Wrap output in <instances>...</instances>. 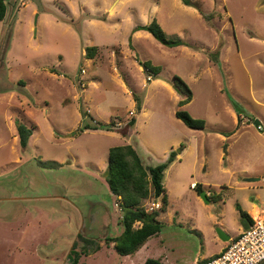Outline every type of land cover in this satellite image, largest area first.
<instances>
[{"label":"rangeland","instance_id":"obj_1","mask_svg":"<svg viewBox=\"0 0 264 264\" xmlns=\"http://www.w3.org/2000/svg\"><path fill=\"white\" fill-rule=\"evenodd\" d=\"M191 1L195 11L182 0H122L106 24L84 19L105 20L110 0L8 1V15L0 20V31L5 27L0 39V264H70L74 243L78 249L83 245L79 234L101 243L79 264H120L123 255L105 238L123 232V211L105 171L109 149L125 143L138 147L146 166L165 162L172 151L177 156L188 139L193 144L181 164L165 171L169 205L159 216L161 232L147 242L148 257L194 264L228 246L218 228L231 237L245 229L237 203L254 222L256 213L264 216V133L253 124L259 119L264 126V0ZM155 6L153 20L168 37L208 46L219 42L220 52L186 45L171 49L152 35L133 43V25L147 21L148 7ZM90 44L98 47L97 67L83 54ZM146 61L161 67L150 80L139 68ZM53 68L64 78L48 75ZM117 73L144 100L140 113H129L130 96ZM175 74L193 93L180 109L205 119L204 130L188 132L176 117L178 101L167 87ZM18 78L27 83L25 114L19 99L9 98L16 84L23 91L14 82ZM67 97L72 101L64 104ZM80 108L91 114L84 117ZM11 115L13 122L38 126L25 150L14 143ZM91 115L100 127L82 131L84 125L97 126ZM134 116L137 127L125 137L101 126L110 117L120 126ZM177 136L184 140L170 150L168 143ZM53 161L62 165L52 166ZM194 181L222 199L206 202L191 186Z\"/></svg>","mask_w":264,"mask_h":264},{"label":"trees","instance_id":"obj_2","mask_svg":"<svg viewBox=\"0 0 264 264\" xmlns=\"http://www.w3.org/2000/svg\"><path fill=\"white\" fill-rule=\"evenodd\" d=\"M9 0H0V20H4L7 15ZM186 5H193L191 0H182ZM211 16H208L210 20ZM138 30H145L150 32L155 39L160 43L168 47H176L180 45L189 46V44L182 38H170L167 36L165 30L156 20L151 21L146 25H138L133 28V32ZM130 40L131 36H130ZM97 49L96 46L86 47L85 56L88 58L94 57V52ZM144 66L148 76H158L161 71V67L153 65L149 61L141 62ZM54 71H56L53 68ZM23 83V82H19ZM173 87L182 96L179 101V106H183L189 103L193 98V93L186 81L178 76L174 75L172 81ZM136 101V112H141L143 107V99L133 92ZM84 117L89 116L87 110H82ZM176 117L181 119L185 125L193 129L204 130L206 128V121L202 118L193 117L187 110L178 109ZM97 126L91 127L90 125H84L82 131L89 128L98 129L100 127L97 121ZM137 123V117H131L127 122L117 125L114 121L101 125L103 128L110 131H117L124 136H127L130 129L135 127ZM17 132L19 135V143L22 150L27 149L30 136L33 133V127H29L20 121H16ZM176 152L172 151L168 159L155 166H146L143 159L137 149L132 144H124L111 147L109 149L108 165L105 171L106 181L111 192L116 195L118 199V205L123 211L122 223L124 225L123 232L115 237H106L105 242L109 244L113 243V247L120 255H133L137 253L147 241L154 235L161 232L164 224L159 220L162 212L168 209L169 198L164 187L165 171L170 164L175 160ZM52 166H61L62 164L53 161ZM200 195L202 191H205L204 187L200 183H196L194 187ZM206 195L210 201H217L222 199V195L219 193H208ZM151 197H160L162 201V207L159 210L149 211L146 208V201ZM240 212L241 224L245 228H250L254 220L251 214L244 210L240 203L236 205ZM136 222H140L136 226ZM79 237L83 241V245L78 249V242H75L70 253V264H79V260L82 255H90L101 249V243L95 238L86 237L79 234ZM144 264H163V262L154 257L146 259Z\"/></svg>","mask_w":264,"mask_h":264},{"label":"crops","instance_id":"obj_3","mask_svg":"<svg viewBox=\"0 0 264 264\" xmlns=\"http://www.w3.org/2000/svg\"><path fill=\"white\" fill-rule=\"evenodd\" d=\"M122 2V0H110V4H109V7L110 8H112V11L110 12V14H108L107 16H106V19L104 20V19H102V18H99L98 16L97 17H94V18H86V19H84V23H85V21H86V23H93V22H99L100 24H106V23H108V22H110V20H111V13H113L114 11H115V9L119 6V4ZM183 2V1H182ZM184 5H186L185 3H184ZM186 6H188V8H190V9H193L194 11H195V9H194V7H190V6H192V5H186ZM263 9V11H264V7L262 8ZM7 10H8V8H7ZM132 11H137L135 8H132ZM148 18H147V21H144V22H139V23H135L134 25H133V27H132V30H131V39L133 40V43H134V39L136 38V37H140V36H145V37H152L153 35L150 33V32H148V31H145V30H138V31H135V32H133V28L135 27V26H138V25H146V24H149L151 21H153V19H155L156 17H154L155 16V12H156V6L155 7H148ZM203 18H205L206 16H208V14H206V13H203V12H201V11H199L198 12ZM7 15H8V12H7ZM39 15V14H38ZM94 15V14H93ZM120 18L119 17H117V21L119 20ZM5 20V19H4ZM2 21V20H1ZM161 24V23H160ZM115 25V27H117V23H115L114 24ZM161 26H162V24H161ZM163 27V26H162ZM4 28L5 27H3L2 28V30L0 31V39L3 37V34H4ZM81 34H82V32H81ZM152 35V36H151ZM186 41V40H185ZM188 44H189V46H192L193 48H196V49H198V48H202L203 50H205V51H207V52H210V51H213L214 49L216 50L217 49V47H218V43L216 44H214L213 46H208L207 44H204V43H198V42H196V41H191V42H189V41H186ZM86 46V45H85ZM88 46H96L97 47V45L96 44H90V45H88ZM88 46H86V47H88ZM181 46V45H180ZM166 47H168V46H166ZM176 47H178V46H176ZM223 47V45H221L220 47H218V50H216L217 51V53L218 52H220V50H221V48ZM168 48H175V47H168ZM97 50H98V47H97V49L95 50V51H93L94 52V54L96 55V52H97ZM214 50V51H215ZM84 53H86V49L85 50H83V54ZM121 53H122V51H121ZM85 55V54H84ZM95 55H94V57H92V58H89V60L90 61H93V64L95 65V60H96V58H95ZM123 55V54H122ZM86 57V56H85ZM86 58H88V57H86ZM139 68L140 69H143L144 67L142 66V64L139 62ZM96 67L98 66V65H95ZM55 69V68H54ZM56 70V69H55ZM58 70H56V71H54L53 69H51L50 71H48L47 72V74L48 75H51V77H57V79H61V78H64L63 77V73L62 72H57ZM117 77H118V79H119V81H120V84L122 85V88H123V90L125 91V92H127L128 94H129V96H130V107H129V110L131 111V110H135L136 109V101H135V98H134V95H133V90H131L130 88H129V85H128V82H127V80L120 74V73H117V74H115ZM61 76V77H60ZM92 78H99V76H97V75H95V76H92ZM123 79V80H122ZM158 81H160L159 79H157V80H155V82H158ZM14 82H16V83H18L19 84V82H23V83H21L22 85H23V91H20V90H17V84L15 85L16 86V89L13 91V90H11V91H9V98H15V97H17L18 99H19V102H20V106L21 107H23V109L21 110V113L22 112H24V114H25V110H27V107H25L26 105H29L28 103V98H26V93H28V90H27V86H26V82L24 81V80H22V79H20V78H18L17 80H14ZM167 87L172 91V93L173 94H175V96H176V99H177V101H178V103H179V101L181 100V98H182V96L178 93V91L173 87V84L172 85H169V84H167ZM21 92H23V93H21ZM24 92H26V93H24ZM5 94H7V93H5ZM4 94V95H5ZM76 98H78V95H76ZM70 99V100H69ZM69 100V101H68ZM79 100H81V98L79 99ZM192 100H193V98H192ZM191 100V101H192ZM70 101H72V99L70 98V97H67L65 100H64V104H66V103H69ZM190 101V102H191ZM189 102V103H190ZM189 103H187V104H189ZM187 104H185V105H187ZM80 105H81V101H80ZM185 105H183V106H185ZM143 106H144V100H143ZM178 106H179V104H178ZM80 107V106H79ZM182 106H179V109L181 108ZM142 109H143V107H142ZM80 110H81V108H80ZM178 110V109H177ZM176 110V111H177ZM231 110V109H230ZM142 111V110H141ZM232 111V113H233V115H234V117H235V122H236V124H240L239 123V116H237V114L233 111V110H231ZM91 114V113H90ZM92 116V115H91ZM13 116L11 115L10 117H9V119L11 120V125H12V123H13V125L15 124V130H14V132H13V140H14V143L15 142H19V135H18V132H17V127H16V122H13V118H12ZM92 119H95L93 116H92ZM179 119V118H178ZM96 120V119H95ZM98 121V120H97ZM111 121H114L113 120V117H110V119L109 120H107L105 123L107 124V123H110ZM180 122H183L181 119L179 120ZM33 122V121H32ZM99 122V121H98ZM115 122V121H114ZM123 122L121 121V122H119L118 124H122ZM262 124V123H261ZM263 125V124H262ZM207 126V125H206ZM29 127H33V133H32V135L30 136V139H29V143H30V141H31V139L34 137V131L38 128V126L34 123V124H31V121H30V126ZM137 127V123H136V125H135V127H133L132 129H130V131L132 132V130H134L135 128ZM264 127V126H263ZM79 128H81V126L80 127H78V128H75V129H78L79 130ZM74 127H72L71 129H70V131L71 132H73V133H75L74 132ZM185 129H187V131L188 132H191L192 131V129L193 128H190V127H188V128H185ZM77 130V131H78ZM87 129H85L84 131H86ZM197 130V129H196ZM76 131V132H77ZM109 132H112V133H119V132H117V131H110V130H108ZM129 131V133H128V135L131 133ZM260 133H264V131H260ZM121 134V133H120ZM127 135V136H128ZM124 136V135H123ZM125 137V136H124ZM187 138V137H186ZM222 138H225V136L224 135H222ZM182 140H184L182 137H179V136H177L176 138H174V140H172V141H169V143H168V148H170V150L171 149H174L175 147H177L178 145H180V144H182ZM188 141H189V144H186L185 146H183V147H181L180 149H179V153H178V155L176 156V159L170 164L171 166L172 165H175V164H181L182 162H183V157H184V154L185 153H187L188 151H190V150H192L193 149V144H192V142L190 141V139H188ZM125 144H129V143H125ZM133 145V144H132ZM28 146H29V144H28ZM136 149H137V151H139L138 150V147L137 146H135V145H133ZM181 152V153H180ZM221 160V159H220ZM60 163V162H59ZM146 165V164H145ZM170 167V166H169ZM192 183H196V181H194V182H192ZM164 187L166 188V186H165V184H164ZM166 193H167V188H166ZM167 195H168V193H167ZM168 198H169V196H168ZM256 210H258V207H256V206H253V209H252V211H256ZM256 213V212H255ZM258 215H257V213L255 214V217H257ZM149 241V240H148ZM147 241V242H148ZM223 241V240H222ZM223 242H225V241H223ZM112 246H113V243H112ZM226 246H225V244H224V246H222L220 249H219V251L217 252V254L218 253H220L224 248H225ZM147 248V243L137 252V253H135V254H133V255H123V257H124V259H123V261H121V263L120 264H144L145 263V261H146V259L147 258H149L148 257V255H146V254H144V251H145V249ZM99 251V250H98ZM97 251V252H98ZM96 253V252H95ZM217 254H214V255H212V257L213 256H215V255H217ZM137 257H139V258H137ZM205 256H203V257H201V258H199L198 259V261H196L194 264H196L197 262H201V261H204V260H207V259H209V258H207V259H203ZM156 258H158V259H160L162 262H163V264H170L169 263V261H168V258H166L164 255H160V256H157ZM211 258V257H210ZM201 259V260H200Z\"/></svg>","mask_w":264,"mask_h":264},{"label":"built area","instance_id":"obj_4","mask_svg":"<svg viewBox=\"0 0 264 264\" xmlns=\"http://www.w3.org/2000/svg\"><path fill=\"white\" fill-rule=\"evenodd\" d=\"M148 79L150 80L151 76H148ZM129 113L133 115L134 111ZM255 127L264 131L262 124ZM195 185L196 183L191 184L192 187ZM161 207L160 197L146 204L149 211L159 210ZM196 264H264V216L256 219L250 228L243 230L238 236L232 237L228 246L220 253Z\"/></svg>","mask_w":264,"mask_h":264},{"label":"water","instance_id":"obj_5","mask_svg":"<svg viewBox=\"0 0 264 264\" xmlns=\"http://www.w3.org/2000/svg\"><path fill=\"white\" fill-rule=\"evenodd\" d=\"M37 16H38V14H37ZM254 125L255 126L261 125V121L259 119H256L254 121ZM257 179L258 178H255V177H248V178H246L247 181H256ZM201 195L206 200V202H210V199L207 197L205 191H202L201 192ZM217 233H218L220 239L223 240V241H225V242H229L231 240V238H232L230 234H228L226 231H224L221 228H218L217 229Z\"/></svg>","mask_w":264,"mask_h":264},{"label":"bare ground","instance_id":"obj_6","mask_svg":"<svg viewBox=\"0 0 264 264\" xmlns=\"http://www.w3.org/2000/svg\"><path fill=\"white\" fill-rule=\"evenodd\" d=\"M256 219H258V220L261 219L260 215H258V216L256 217Z\"/></svg>","mask_w":264,"mask_h":264}]
</instances>
